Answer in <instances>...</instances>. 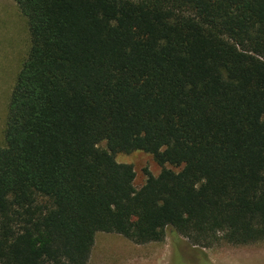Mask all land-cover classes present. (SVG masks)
<instances>
[{"label": "trees", "instance_id": "1", "mask_svg": "<svg viewBox=\"0 0 264 264\" xmlns=\"http://www.w3.org/2000/svg\"><path fill=\"white\" fill-rule=\"evenodd\" d=\"M14 1L0 264H88L99 233L264 243V0ZM136 152L181 171L136 189Z\"/></svg>", "mask_w": 264, "mask_h": 264}, {"label": "rangeland", "instance_id": "2", "mask_svg": "<svg viewBox=\"0 0 264 264\" xmlns=\"http://www.w3.org/2000/svg\"><path fill=\"white\" fill-rule=\"evenodd\" d=\"M30 48L27 20L14 0H0V147L5 145L11 93ZM116 160L133 167L136 189L163 169L181 171L169 165L163 168L152 155L142 152L119 154ZM88 264H264V243L233 245L219 236L205 247L169 230L163 242L137 245L120 235L99 233Z\"/></svg>", "mask_w": 264, "mask_h": 264}]
</instances>
